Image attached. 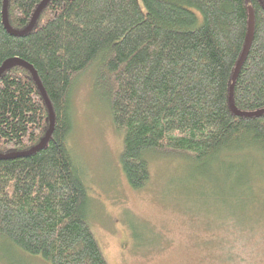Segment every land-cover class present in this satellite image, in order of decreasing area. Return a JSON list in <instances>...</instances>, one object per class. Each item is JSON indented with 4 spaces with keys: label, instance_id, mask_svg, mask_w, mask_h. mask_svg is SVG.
<instances>
[{
    "label": "trees",
    "instance_id": "16d2710c",
    "mask_svg": "<svg viewBox=\"0 0 264 264\" xmlns=\"http://www.w3.org/2000/svg\"><path fill=\"white\" fill-rule=\"evenodd\" d=\"M43 0H7L24 30ZM0 67L30 65L51 105L44 149L0 159V241L47 264H108L89 224L82 170L68 146L74 79L91 71L122 137L121 170L133 190L149 179V155L173 153L197 171L240 156L264 170V0H49L32 29L2 23ZM253 37L244 46L249 13ZM49 115L30 72L0 76V154L27 152ZM222 160H221V159ZM243 160V159H242ZM245 166L234 171L240 180ZM261 173V171L259 172Z\"/></svg>",
    "mask_w": 264,
    "mask_h": 264
},
{
    "label": "rangeland",
    "instance_id": "374dc122",
    "mask_svg": "<svg viewBox=\"0 0 264 264\" xmlns=\"http://www.w3.org/2000/svg\"><path fill=\"white\" fill-rule=\"evenodd\" d=\"M91 71L74 79L67 143L107 263L264 264V170L256 159L228 157L197 171L173 153H152L148 182L133 190L120 166L121 133ZM236 166H245L240 180ZM0 264L47 263L0 241Z\"/></svg>",
    "mask_w": 264,
    "mask_h": 264
},
{
    "label": "water",
    "instance_id": "95a60500",
    "mask_svg": "<svg viewBox=\"0 0 264 264\" xmlns=\"http://www.w3.org/2000/svg\"><path fill=\"white\" fill-rule=\"evenodd\" d=\"M49 2V0H43V2L37 6L33 16H32V19L29 23V25L22 31H15V30H12L9 25H8V22H7V0H3V7H2V23L5 27V29L10 32L11 34L13 35H16V36H21L27 32H29L32 27L34 26L40 12L42 11V9L46 6V4ZM253 16H252V13L250 12L249 13V18H248V24H247V33H246V38H245V42H244V46H243V49L241 51V54H240V57L235 65V68H234V71H233V75H232V82H234L236 76H237V73L247 55V52L249 50V47L251 45V41H252V37H253ZM15 66H19V67H22L26 70H28L32 76V79L33 81L35 82L39 92L41 93L42 95V98L44 100V103L46 105V108L48 110V115H49V126H48V129L45 133V135L43 136V138L40 140V142L32 149H30L29 151L27 152H22V153H14V154H7V155H1L0 154V159H7V158H13V157H21V156H26L28 154H31V153H34L38 150H41V149H44L47 145V142L51 136V133H52V130H53V112H52V109H51V105L44 93V90L42 89L41 85H40V82L38 81L37 79V76H36V73L34 71V69L28 65L27 63L19 60V59H9V60H6L2 66L0 67V76L2 75L3 72H5L6 70H10L11 68L15 67ZM229 108L230 110L233 112V114L237 115V116H260L262 114H264V109L263 110H260V111H257V112H254V113H250V114H247V113H241L239 111H237L236 109H234L233 105H232V102H231V99L229 100Z\"/></svg>",
    "mask_w": 264,
    "mask_h": 264
}]
</instances>
